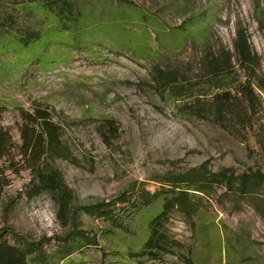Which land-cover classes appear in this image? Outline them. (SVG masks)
Masks as SVG:
<instances>
[{"label":"rangeland","instance_id":"1","mask_svg":"<svg viewBox=\"0 0 264 264\" xmlns=\"http://www.w3.org/2000/svg\"><path fill=\"white\" fill-rule=\"evenodd\" d=\"M74 1L95 26L83 42L45 46L46 61L0 46L1 124L12 143L0 160V228L41 241L48 251L69 231L48 195L29 199L23 193L30 171L19 152L22 115L41 107L62 124L73 152V160L54 162L74 193L73 223L96 239L59 264H264V190L238 195L223 185L192 190L194 209L171 212L164 228L178 246L161 260L132 254L161 209L153 193L169 189L166 183L186 182L203 170H264V24L258 23L252 0ZM259 2L264 9V0ZM10 4L0 3V21L12 13L19 28L45 25L42 16ZM116 22L134 44L146 43L147 53L134 55L117 45L110 30ZM182 22L191 26L177 33ZM239 28L258 57L250 72L257 112L243 125L217 121L213 101H228L231 86L211 83L201 64L209 47L231 57L230 71L244 81L247 72L233 46ZM154 62L199 83L209 102L201 115H179L172 101L150 86ZM104 118L113 119L115 133L109 134Z\"/></svg>","mask_w":264,"mask_h":264},{"label":"trees","instance_id":"2","mask_svg":"<svg viewBox=\"0 0 264 264\" xmlns=\"http://www.w3.org/2000/svg\"><path fill=\"white\" fill-rule=\"evenodd\" d=\"M3 0H0V3ZM259 24H264V9L259 0H252ZM20 6L22 13H37L42 16L45 25L39 28H19L16 16L7 13L0 21L3 29L1 48L6 51L25 52L27 59L46 61L42 49L47 45L71 44L74 40L83 42L87 32L95 29L88 24L87 17L81 15L74 0H11L10 8ZM124 16V15H122ZM147 21L149 19H146ZM187 23V22H186ZM182 22L177 27V33H186L191 24ZM151 25L158 27L155 20ZM116 22L110 28L113 40L119 46H127L134 55H144L148 51L145 43L134 44L131 33L120 27ZM93 38V36L91 37ZM90 38V39H91ZM234 51L239 65L247 72L244 81L237 80L231 72V57L217 54L209 47L202 52L201 64L205 75L216 86L230 85L228 101H213L212 112L218 122L233 120L239 124L249 122L257 112V95L251 89L250 72L258 64V57L253 51L247 34L241 28L237 29L234 39ZM142 57V56H141ZM150 86L161 96L166 95L173 103L174 110L182 116L201 115L206 100V93L200 90L199 83H192L180 75L178 69L167 65L153 63L149 72ZM211 106V105H210ZM4 105L0 102V160L5 158L11 149L9 132L1 124ZM210 112V111H209ZM23 124L20 127L21 143L19 152L21 161L30 171V179L24 185L23 193L29 199L46 194L56 209V216L63 227H69L67 235L52 251H48L41 241L28 240L11 229L0 228V264H59L69 260L76 251L96 244L94 234H89L78 225L74 219V193L66 184L62 171L55 165L57 159L73 160V152L64 140L62 124L53 119L48 109L36 107L33 113L22 115ZM103 125L110 128L109 134L116 128L111 118H104ZM199 171V170H198ZM194 179L182 183H166L169 189L155 191L154 197L161 200V209L154 214L149 222L146 236L141 240L139 257H147L157 261L170 252L178 243L174 241L164 223L174 210L190 213L194 209V199L191 191L206 192L207 187L223 185L232 193L248 195L264 190V170L247 169L236 172L231 168H222L215 172L199 171ZM189 182V183H188ZM1 186V183H0ZM72 222V223H71Z\"/></svg>","mask_w":264,"mask_h":264}]
</instances>
